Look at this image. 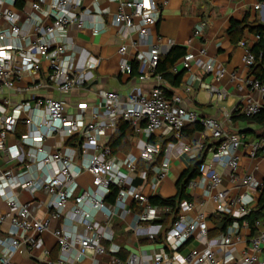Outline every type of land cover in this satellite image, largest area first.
I'll return each mask as SVG.
<instances>
[{
	"label": "built area",
	"instance_id": "built-area-1",
	"mask_svg": "<svg viewBox=\"0 0 264 264\" xmlns=\"http://www.w3.org/2000/svg\"><path fill=\"white\" fill-rule=\"evenodd\" d=\"M16 1L0 0V153L9 162H0V200L4 204L3 208L0 201V224H9L0 235V264H11L13 255L43 247V235L48 231L61 253L58 264H81L87 256L93 258V264H102L100 256L108 257L103 264H264V216L252 222L247 218L258 205L264 179L254 172L257 164L239 173L242 155L251 159L264 156V135L247 140L239 133L226 132L218 118L201 117L196 110L184 107L180 95L167 97L166 80L155 72L161 55L156 42H150L148 53L137 51L134 56L139 79L150 74L155 78L148 91L123 96L116 90H104L101 107L92 111L89 121L82 112L68 115L62 99L40 95L38 91L52 86L66 93L83 82L84 74L76 71V54L66 33L71 25H86L76 12L81 0H50L48 10L41 4L44 0H34L30 12L18 9ZM112 1L119 6L111 22L123 36L137 30L143 38L160 18L155 0ZM254 8L264 11V0H257ZM36 12H42L50 21L46 23L45 17ZM204 25L200 22L195 26L193 37L202 34ZM199 52L200 56L186 53L183 68L196 64L205 72H214L217 80L227 74L225 66L217 65L213 58H203L204 48ZM118 53L121 71L131 72L128 46L121 43ZM39 58L48 60L47 78L27 86L35 94L32 98L13 103L10 92L22 90L17 82L25 72L39 68ZM95 61L91 64L95 65ZM243 62L248 70L255 64L256 56L250 49ZM230 76L244 81L250 89L238 107L241 114L254 115L264 109V81L249 73L241 78L234 70ZM200 86L219 100L226 96V90L211 83L201 82ZM191 89L188 81L186 90ZM34 109L46 116L36 121L35 129L10 143L9 136L21 121L32 125L30 117L23 113ZM121 120L129 122L135 133L146 136L138 154L117 156L112 152L108 144L111 137L106 133L109 128L115 131ZM198 121L218 144L212 158L204 159L198 175L187 183L190 198L179 201L176 216L165 225L161 220L172 206L151 203L150 195L143 192L137 180L148 184L152 191L158 190L175 158L183 154L190 160L197 158L205 149L204 143L185 140L182 130ZM158 132L160 139L167 136L165 144L157 138ZM57 133L67 135L69 144L44 150L43 140ZM23 155H36L35 175H28L29 164ZM84 174L91 180L85 186L78 180ZM224 178L229 179L231 187L222 186ZM112 186L118 187L113 202L107 199ZM198 188H203V194L212 201V211H195L198 203L193 195ZM23 191L29 192L31 198L23 199ZM38 192L46 197L38 198ZM252 192L258 194V200L250 195ZM40 210H45L44 214L39 215ZM219 215L232 220L224 230L213 233L216 224L212 217ZM54 220L59 224L52 227ZM119 225L135 235V244L144 240L158 243L160 248L152 253L125 252L115 241Z\"/></svg>",
	"mask_w": 264,
	"mask_h": 264
},
{
	"label": "crops",
	"instance_id": "crops-1",
	"mask_svg": "<svg viewBox=\"0 0 264 264\" xmlns=\"http://www.w3.org/2000/svg\"><path fill=\"white\" fill-rule=\"evenodd\" d=\"M33 1L18 0L16 7L23 12H30L33 10L31 7ZM155 2L160 7V18L150 28L149 34L141 38L137 30L123 36L118 32L117 27L112 24V17L118 10V2L112 0H81V6L76 12L79 16H83L86 25L83 27L71 25L67 28L66 33L76 54V71L84 74L83 82L66 93H61L54 87L47 86L38 91V94H48L62 99L66 105L68 115H76L82 112L85 121H89L92 111L101 107L102 91L116 90L123 96H129L130 94L148 91L155 84V78L151 74L140 80L138 71H121L119 66L120 55L118 53V46L121 43L128 46L129 62L134 61L137 51L148 53L151 48L150 42H156L159 45L161 55L167 53L173 46H182L186 48L187 53L192 52L196 56H200L199 51L204 48L206 54L203 58H213L217 65H223L227 68V74L217 80L214 72H205L196 64H192L190 68H183V57H181L175 62L174 69H172L173 72L182 73L180 84L173 86L166 81L165 87L171 92L167 95L169 97L173 94L180 95L182 105L188 109L196 110L201 117L213 116L218 118L226 132L239 133L246 136L247 140L260 138L264 133L263 125L246 117H232V112L242 104L250 89L244 81L232 80L230 76V72L233 70L238 72L241 78L249 73L248 68L244 66L243 57L247 49H250L258 38L248 27L244 29L238 42H234L228 33L233 19L245 20L246 23H264V11H258L254 8L257 0H155ZM49 3L50 0L41 2L45 10L49 9ZM36 14L45 17L42 12H36ZM44 19L46 23L50 21L48 17ZM200 22L205 24L202 34L193 37L195 26ZM39 59V68L25 72L17 82V86L22 90L10 92L13 103L32 98L34 93L27 90V86L34 80L47 78L49 72L48 60ZM93 61L96 62L95 65L91 64ZM188 81L192 83L191 90H186ZM201 82L211 83L220 89L223 88L226 90L225 98L219 100L215 94L202 88L200 86ZM11 111L12 105L8 108V112L11 113ZM45 114L36 109L29 111L28 114L23 113L24 117H30L32 125L29 127L21 121L16 132L9 136L8 141L14 143L29 129H35L36 125L34 124L45 117ZM200 126L203 129H200ZM114 132L113 129L109 128L106 134L111 137ZM160 134L158 132L156 135ZM182 134L185 140L203 142L206 153L205 159L212 158V150L218 144V140L211 137L204 130L201 122L187 124L183 128ZM145 139L146 136L143 133L134 132L121 144L115 154L122 156L128 152L135 153L139 151V145ZM161 139L164 141L168 138L165 136ZM65 144H69V137L64 133H57L45 138L42 147L44 150L50 151ZM23 146L27 147L25 144ZM23 156L24 162L29 164L28 175H35L38 171L36 155ZM7 159L5 154L0 153V162L3 165H9ZM190 161L186 154L175 158L171 163V169L167 177L160 183L158 190L152 191L148 184L139 183L138 180L137 183L141 186L143 192H147L150 196L155 194H161L164 197L172 196L177 191V181L185 169L189 167ZM255 164L258 165V168L254 171L256 176L264 179V156L251 159L246 154L242 155L239 173L242 174L247 169H253ZM20 167L24 168L26 166L20 164ZM223 185L226 187L232 186L228 178H224ZM202 191L203 188L194 191V200L198 203L199 209L210 212L214 209L213 203ZM250 195L255 197L256 200L259 198L255 192L250 193ZM36 196L42 199L46 197L41 192H38ZM22 198L29 199L31 196L29 192L23 191ZM0 201L4 208L2 200ZM44 212L45 210H40L38 214L41 215ZM58 224L59 222L54 220L52 227ZM8 228V222L0 224V235L5 233ZM116 229L115 241L124 248L125 252L128 250H146L152 253L160 248L158 243H149L144 240L135 244L134 234L126 233L120 225ZM43 239V247L36 248L30 253L13 255L11 264H58L61 253L54 235L48 231L44 233ZM121 255L124 256V253L122 252ZM107 258V256L99 257L102 264L107 261ZM93 263L94 260L90 256H87L81 262V264Z\"/></svg>",
	"mask_w": 264,
	"mask_h": 264
},
{
	"label": "trees",
	"instance_id": "trees-1",
	"mask_svg": "<svg viewBox=\"0 0 264 264\" xmlns=\"http://www.w3.org/2000/svg\"><path fill=\"white\" fill-rule=\"evenodd\" d=\"M18 0L16 1V4ZM249 28L251 32L258 35L257 42L251 46L250 50L256 56L255 64L250 68L249 74L254 75L256 78L264 81V23H246L245 20H236L233 19L231 21V26L228 29L229 36L234 42H238L243 34L245 28ZM187 53L186 48L182 46H173L167 53L162 54L158 60V64L156 66L155 72L160 73L162 77L168 81L173 86H178L180 84L182 73L180 72H173L175 62L184 57ZM132 70L131 72L137 71V61L134 60L132 63ZM164 93L167 97L171 93L166 87H164ZM168 94V95H167ZM232 117L234 118H241L246 117L252 121H255L264 126V109H262L259 113L254 115H245L239 112L238 107L234 109L232 112ZM203 129V127H199ZM134 134V129L130 125L129 122L121 120L115 132L111 136L108 144L112 149V152L115 153L120 147L121 144L128 139L130 135ZM264 135V133L262 134ZM73 141V140H70ZM166 140H164L165 144ZM206 157L205 149L204 151L197 157L190 161L189 167L185 169V171L180 176L179 180L176 183L177 191L174 195L164 197L160 194L150 196V202L153 204L158 205H170L172 206V210L170 213L164 215L161 222L163 224H168L170 220H172L177 213L179 201L183 198H190L189 194L187 193L186 186L189 180L199 173L200 164L204 161ZM118 193V187L112 186L110 194L107 196L109 201H114L116 195ZM136 208L138 205L135 203ZM264 216V190L262 195L259 199L258 205L254 208L247 218L252 222L255 218ZM215 224L216 229L213 233L224 230L226 226L231 222L232 218L219 215L212 217ZM117 230V229H116ZM125 256V255H124ZM123 256V257H124Z\"/></svg>",
	"mask_w": 264,
	"mask_h": 264
},
{
	"label": "rangeland",
	"instance_id": "rangeland-1",
	"mask_svg": "<svg viewBox=\"0 0 264 264\" xmlns=\"http://www.w3.org/2000/svg\"><path fill=\"white\" fill-rule=\"evenodd\" d=\"M100 118H102V116L100 117ZM109 131V129L107 130V132ZM136 154H138V151L137 152H135ZM78 180H79V182L83 185V186H85V185H87L89 182H91V180H90V175H88V174H85V175H83V176H80L79 178H78ZM149 187V186H148ZM146 194H147V192H145ZM161 195V194H160ZM195 211H199V207L198 206H196L195 207ZM263 227V226H262Z\"/></svg>",
	"mask_w": 264,
	"mask_h": 264
}]
</instances>
